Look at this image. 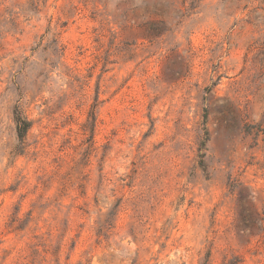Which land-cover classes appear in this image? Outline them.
<instances>
[{
    "label": "rangeland",
    "instance_id": "rangeland-1",
    "mask_svg": "<svg viewBox=\"0 0 264 264\" xmlns=\"http://www.w3.org/2000/svg\"><path fill=\"white\" fill-rule=\"evenodd\" d=\"M236 260L264 264V0H0V264Z\"/></svg>",
    "mask_w": 264,
    "mask_h": 264
},
{
    "label": "trees",
    "instance_id": "trees-1",
    "mask_svg": "<svg viewBox=\"0 0 264 264\" xmlns=\"http://www.w3.org/2000/svg\"><path fill=\"white\" fill-rule=\"evenodd\" d=\"M156 35L161 34V30L158 27H152L151 29ZM15 120H16V130H17V137L19 140V143H23L29 129L31 128V121L27 118L24 117L19 109L15 112ZM208 134V132H207ZM205 146V143L203 144ZM238 260L234 261V264H238Z\"/></svg>",
    "mask_w": 264,
    "mask_h": 264
}]
</instances>
